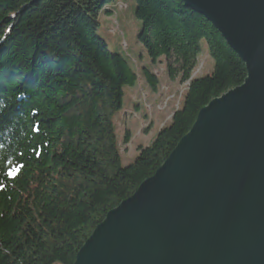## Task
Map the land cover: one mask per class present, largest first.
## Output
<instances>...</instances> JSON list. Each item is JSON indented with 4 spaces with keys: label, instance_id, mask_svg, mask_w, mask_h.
Masks as SVG:
<instances>
[{
    "label": "trees",
    "instance_id": "obj_1",
    "mask_svg": "<svg viewBox=\"0 0 264 264\" xmlns=\"http://www.w3.org/2000/svg\"><path fill=\"white\" fill-rule=\"evenodd\" d=\"M112 1L0 0V264H74L199 112L246 79L240 58L181 0H135L148 58H164L169 79L189 85L170 124L123 167L114 119L138 74L97 35ZM204 42L213 71L191 79ZM142 74L156 92L158 77Z\"/></svg>",
    "mask_w": 264,
    "mask_h": 264
},
{
    "label": "water",
    "instance_id": "obj_2",
    "mask_svg": "<svg viewBox=\"0 0 264 264\" xmlns=\"http://www.w3.org/2000/svg\"><path fill=\"white\" fill-rule=\"evenodd\" d=\"M240 58L244 83L198 114L74 264H264V0H181Z\"/></svg>",
    "mask_w": 264,
    "mask_h": 264
},
{
    "label": "rangeland",
    "instance_id": "obj_3",
    "mask_svg": "<svg viewBox=\"0 0 264 264\" xmlns=\"http://www.w3.org/2000/svg\"><path fill=\"white\" fill-rule=\"evenodd\" d=\"M135 6V0H113L106 4L99 14L97 33L109 51L122 55L138 74L137 84L125 88L122 110L114 119L123 167L132 165L139 155V148L150 147L159 130L170 124L172 115L183 104L189 85V82L180 84L179 78L169 79L164 58L155 64L148 58L138 40L142 24L135 16ZM213 68L204 42L191 79L210 75ZM143 69L158 77L156 92L144 79Z\"/></svg>",
    "mask_w": 264,
    "mask_h": 264
},
{
    "label": "snow or ice",
    "instance_id": "obj_4",
    "mask_svg": "<svg viewBox=\"0 0 264 264\" xmlns=\"http://www.w3.org/2000/svg\"><path fill=\"white\" fill-rule=\"evenodd\" d=\"M15 170L9 171L8 175H13Z\"/></svg>",
    "mask_w": 264,
    "mask_h": 264
}]
</instances>
